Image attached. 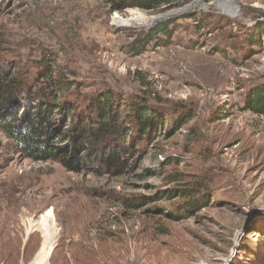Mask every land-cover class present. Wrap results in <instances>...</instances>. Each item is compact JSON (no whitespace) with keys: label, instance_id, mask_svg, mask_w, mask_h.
Masks as SVG:
<instances>
[{"label":"rangeland","instance_id":"obj_1","mask_svg":"<svg viewBox=\"0 0 264 264\" xmlns=\"http://www.w3.org/2000/svg\"><path fill=\"white\" fill-rule=\"evenodd\" d=\"M263 14L264 0H181L164 12L112 11L110 0H0L1 56L28 67L50 59L76 74L80 94L152 96L194 114L170 137L168 121L121 176L32 160L0 132V264H34L51 211L46 264H264V116L243 110L264 85V37L248 45ZM170 16L196 17L181 21L171 44L134 52ZM191 179L208 183L211 206L172 221L182 203L163 197ZM137 196L150 204L132 209L126 201Z\"/></svg>","mask_w":264,"mask_h":264},{"label":"trees","instance_id":"obj_2","mask_svg":"<svg viewBox=\"0 0 264 264\" xmlns=\"http://www.w3.org/2000/svg\"><path fill=\"white\" fill-rule=\"evenodd\" d=\"M180 1L110 0V4L112 11L134 8L164 12L175 8ZM195 17L156 24L151 32L138 39L139 44H133L134 52L139 53L150 44L157 47L171 44L174 34L184 25L181 21ZM263 24H258L248 41L250 47L262 45ZM197 25V29H202ZM1 55L0 48V132L14 142L19 152L35 161L57 162L76 173L98 165L109 174L121 176L135 170L142 144H149L152 137H157L168 121L170 137L194 117L184 105L169 108L152 96L127 99L111 89L80 94L82 84L76 74L72 72L70 77L64 71H57L50 59L35 61L28 67ZM243 110L264 116V85L250 92ZM169 116L173 119L168 120ZM166 192L163 198L182 203L180 209L167 215L175 222L195 217L211 206L214 199L208 183L202 180H177ZM126 202L132 209L150 204L148 198L141 196Z\"/></svg>","mask_w":264,"mask_h":264},{"label":"bare ground","instance_id":"obj_3","mask_svg":"<svg viewBox=\"0 0 264 264\" xmlns=\"http://www.w3.org/2000/svg\"><path fill=\"white\" fill-rule=\"evenodd\" d=\"M130 22L132 24H134V22H137L136 14H133L132 20H130ZM126 23H129V22H126ZM53 220H54V216L51 211L45 217L43 225H42V230L45 234V242H44L45 245L38 256V259L34 262V264H46L48 261V258L52 251V235H53V224L52 223H53Z\"/></svg>","mask_w":264,"mask_h":264},{"label":"water","instance_id":"obj_4","mask_svg":"<svg viewBox=\"0 0 264 264\" xmlns=\"http://www.w3.org/2000/svg\"><path fill=\"white\" fill-rule=\"evenodd\" d=\"M203 1H205V0H201V2H203ZM174 16H175V15H174ZM174 16H170L169 18L159 19V20H157L156 22H154L153 25H156V24H158V23H160V22H164V21H167V20H171V19L174 18Z\"/></svg>","mask_w":264,"mask_h":264}]
</instances>
